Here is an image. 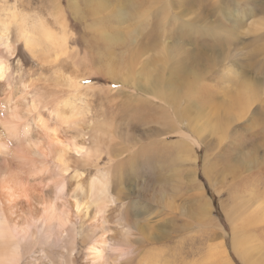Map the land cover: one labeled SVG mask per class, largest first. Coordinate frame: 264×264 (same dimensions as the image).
<instances>
[{
  "label": "rangeland",
  "instance_id": "obj_1",
  "mask_svg": "<svg viewBox=\"0 0 264 264\" xmlns=\"http://www.w3.org/2000/svg\"><path fill=\"white\" fill-rule=\"evenodd\" d=\"M91 1L60 0L73 56L62 66L67 74L81 75L88 68L99 71L116 62L112 64L119 75L111 78L98 73L82 82L98 86L89 100L97 119L113 121L116 129L128 135V147L118 141L113 144L115 153L125 149L128 156L115 173L123 168L126 204L131 214H140L131 219L139 223L145 237V253H156L154 264H245L233 248L235 223L228 211L237 201L246 205L249 198L259 196L256 205L248 206L261 205L264 212V0ZM18 3L32 17L38 14L49 21V13L57 6L55 0ZM98 18L120 43L105 40ZM15 54L8 58L17 94L22 83L34 91L44 85L45 76L53 74V59L39 62L23 43ZM132 55V68H125L123 60ZM195 74L199 78L184 88L185 93L180 91L183 96L178 103L166 108L149 101L143 91L152 75L169 85L171 79L193 81ZM251 95L245 109L233 105L235 99ZM183 109L187 114L179 115ZM172 115L179 122L161 124L162 118ZM187 115L202 117V133L188 127ZM159 128L167 131L157 133ZM178 129L199 141L192 146L193 159L184 156V137ZM108 163L105 154L99 167ZM201 194L210 211L207 219L202 216ZM245 229L253 258L264 264V221L248 223ZM78 231L76 264H85L87 244Z\"/></svg>",
  "mask_w": 264,
  "mask_h": 264
},
{
  "label": "bare ground",
  "instance_id": "obj_2",
  "mask_svg": "<svg viewBox=\"0 0 264 264\" xmlns=\"http://www.w3.org/2000/svg\"><path fill=\"white\" fill-rule=\"evenodd\" d=\"M55 1L57 6L54 12L49 13L52 19L49 21L38 14L32 17L20 9L19 0H0V264H76L78 230L82 243L87 244L85 264H127L135 260L137 264H154L156 253H145V237L139 223L131 219L132 216L138 219L140 214L137 211L131 214L126 204L128 196L123 168L119 174L115 173V169L123 165L124 157L128 156L125 149L115 153L113 144L118 141L117 144L128 147V135L116 129L113 121L97 119L89 100L90 92L98 86L82 82L91 75L98 76V73L111 78L117 76L113 66L116 62L99 71L93 67L81 75L67 74L62 65L67 59H73L69 40L71 31H66L68 21L60 0ZM138 1L142 3V0ZM96 11L100 12L98 4ZM52 22L59 27L55 28ZM97 23L105 40H112V44L120 43L121 40L116 41V36H113L114 32L109 34L110 26L105 29L106 24L100 19ZM111 26L113 31L115 27ZM20 43L39 62L53 59L55 65L53 74L41 79L45 80L44 85L31 91L28 88L30 84L22 83L21 94H17L18 87L13 86L15 74L13 67L10 68L8 55L16 57ZM126 59L123 65L131 69L133 55ZM194 60L197 59L192 62ZM195 75L193 81L171 79L169 85H163L152 75V81L147 82L143 91L149 101H158V105L166 108L173 102L178 103L183 96L180 91L199 78ZM110 89L107 88L108 92ZM247 98L239 97L233 105L245 109L248 104L250 106L253 95ZM160 110L163 111L162 108ZM186 110H179V115L187 114ZM190 115L186 117L188 127L202 133L204 128L199 123L202 117ZM172 116L162 118L161 124L175 125L178 118ZM71 131L74 134L70 135ZM176 132L184 137V156L192 158V146L199 141L182 129ZM68 134L70 136H66ZM105 154L109 163L101 168ZM258 199L259 196H252L246 205L237 201L228 211L235 223L233 248L245 264H261L251 254L252 244L249 247L251 242L245 229L248 223L264 221L261 205L248 206L259 202ZM201 201L202 216L207 219L210 211L203 194Z\"/></svg>",
  "mask_w": 264,
  "mask_h": 264
},
{
  "label": "trees",
  "instance_id": "obj_3",
  "mask_svg": "<svg viewBox=\"0 0 264 264\" xmlns=\"http://www.w3.org/2000/svg\"><path fill=\"white\" fill-rule=\"evenodd\" d=\"M216 206H217V203H216Z\"/></svg>",
  "mask_w": 264,
  "mask_h": 264
}]
</instances>
